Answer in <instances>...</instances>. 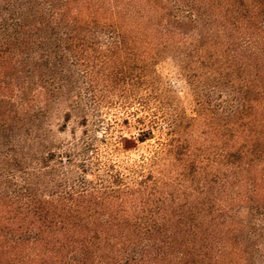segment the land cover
<instances>
[{
  "label": "trees",
  "instance_id": "trees-1",
  "mask_svg": "<svg viewBox=\"0 0 264 264\" xmlns=\"http://www.w3.org/2000/svg\"><path fill=\"white\" fill-rule=\"evenodd\" d=\"M167 58L178 174H88L83 95ZM0 264H264V0H0Z\"/></svg>",
  "mask_w": 264,
  "mask_h": 264
},
{
  "label": "rangeland",
  "instance_id": "rangeland-1",
  "mask_svg": "<svg viewBox=\"0 0 264 264\" xmlns=\"http://www.w3.org/2000/svg\"><path fill=\"white\" fill-rule=\"evenodd\" d=\"M152 53L155 51L147 56ZM136 63L145 65L141 87L120 89L115 94L99 93L94 100L83 95L82 102L89 112L88 126L94 130L91 153L83 162L88 174H122L129 181L140 174H178L162 173L171 167L168 160L157 159L156 152L166 138L168 119L176 114L190 115L195 95L181 75L178 60L145 59ZM135 68L138 75L140 67ZM147 126L154 128V138L136 142L139 130ZM82 130L78 128L76 134ZM66 135L69 136H63ZM120 136L125 140L120 142Z\"/></svg>",
  "mask_w": 264,
  "mask_h": 264
}]
</instances>
